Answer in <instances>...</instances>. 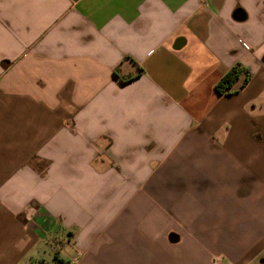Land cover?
<instances>
[{
	"label": "crops",
	"instance_id": "1",
	"mask_svg": "<svg viewBox=\"0 0 264 264\" xmlns=\"http://www.w3.org/2000/svg\"><path fill=\"white\" fill-rule=\"evenodd\" d=\"M47 255L264 264V0H0V264Z\"/></svg>",
	"mask_w": 264,
	"mask_h": 264
},
{
	"label": "trees",
	"instance_id": "2",
	"mask_svg": "<svg viewBox=\"0 0 264 264\" xmlns=\"http://www.w3.org/2000/svg\"><path fill=\"white\" fill-rule=\"evenodd\" d=\"M241 74H243V80L239 88L243 87V85L247 82L250 74L246 68H243L239 63H236L218 80L215 85L216 92L219 94L229 93L232 84L238 79ZM59 262L60 264H63L61 260H59Z\"/></svg>",
	"mask_w": 264,
	"mask_h": 264
},
{
	"label": "rangeland",
	"instance_id": "3",
	"mask_svg": "<svg viewBox=\"0 0 264 264\" xmlns=\"http://www.w3.org/2000/svg\"><path fill=\"white\" fill-rule=\"evenodd\" d=\"M47 260H48V264H52V262H53V264L59 263L58 261L53 260L52 257L48 258V255H47Z\"/></svg>",
	"mask_w": 264,
	"mask_h": 264
}]
</instances>
